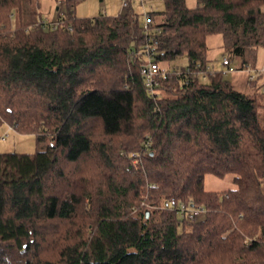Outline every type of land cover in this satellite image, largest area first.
<instances>
[{
  "label": "trees",
  "instance_id": "16d2710c",
  "mask_svg": "<svg viewBox=\"0 0 264 264\" xmlns=\"http://www.w3.org/2000/svg\"><path fill=\"white\" fill-rule=\"evenodd\" d=\"M81 1L61 0L52 28L41 0H0V123L37 142L0 153V264H264V101L187 73L215 34L254 65L264 0H164L148 27L133 8L79 16ZM151 49L188 58L153 90ZM208 174L235 187L208 190Z\"/></svg>",
  "mask_w": 264,
  "mask_h": 264
},
{
  "label": "rangeland",
  "instance_id": "374dc122",
  "mask_svg": "<svg viewBox=\"0 0 264 264\" xmlns=\"http://www.w3.org/2000/svg\"><path fill=\"white\" fill-rule=\"evenodd\" d=\"M61 0H41L40 18L45 21H55L59 17V12L63 13V9H58ZM125 0H82L76 8L79 16L93 17L101 13L107 15H117L126 12L133 8L135 13L140 16V19L145 23V14L151 11L160 12L165 8L164 0H127L128 6L124 7ZM190 7L197 6V0H187ZM208 45V63L213 67V71L223 72V78L233 82L235 87L243 92L257 91L260 102L264 101V94L259 91L264 86V71L260 72L259 78L256 79V86H251L248 81L250 70L258 72L264 69V47L258 49L257 60L254 65L240 69V61L234 58L230 61V67L224 65V58H229L224 46L223 37L221 34L210 35L207 38ZM186 67L188 66V58L181 56L171 61L170 63L163 62L162 66L173 68V66ZM6 135V139H1V136ZM37 149L36 136L31 132H19L8 123H0V153L2 152H22L35 153ZM234 174H228L225 177H217L208 174L205 177V187L208 190H226L234 188Z\"/></svg>",
  "mask_w": 264,
  "mask_h": 264
},
{
  "label": "built area",
  "instance_id": "2783aa9c",
  "mask_svg": "<svg viewBox=\"0 0 264 264\" xmlns=\"http://www.w3.org/2000/svg\"><path fill=\"white\" fill-rule=\"evenodd\" d=\"M124 7L128 6V1L125 0L123 3ZM41 23H43L45 26H51L52 28L58 27L60 24H64L62 19L61 20H55V21H45L42 20L41 18L39 19ZM149 24V18H148V13L145 14V27H148ZM224 65L229 66V69L232 70L230 67V61L228 58H224L223 61ZM264 69L258 71V72H253L250 70V74L248 76V81H255L256 79L259 78L260 72H263ZM141 73L144 77L145 85L149 87L150 90H153L154 85L157 82L158 78L161 77H167L169 70L167 67L162 66L161 63H157L154 61V51L153 49L148 50V55H147V61L142 65L141 67ZM187 73L190 75L192 79H197V77H200L204 80L208 79L209 74L215 73L213 71V67L208 63L206 66L201 67L200 64L196 65L194 69H187ZM262 90L264 91V86L262 87ZM1 139H6V135L1 136ZM170 205L173 208H177L181 214L184 217H188L190 219H196L198 217H201L205 209L202 206H189L183 201H177L175 198H172L170 200Z\"/></svg>",
  "mask_w": 264,
  "mask_h": 264
},
{
  "label": "crops",
  "instance_id": "0c3cea01",
  "mask_svg": "<svg viewBox=\"0 0 264 264\" xmlns=\"http://www.w3.org/2000/svg\"><path fill=\"white\" fill-rule=\"evenodd\" d=\"M103 1V0H102Z\"/></svg>",
  "mask_w": 264,
  "mask_h": 264
}]
</instances>
